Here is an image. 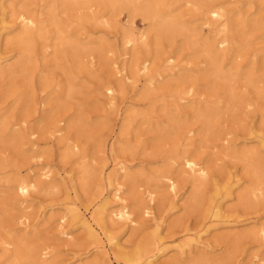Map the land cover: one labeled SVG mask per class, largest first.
<instances>
[{
	"label": "rangeland",
	"instance_id": "374dc122",
	"mask_svg": "<svg viewBox=\"0 0 264 264\" xmlns=\"http://www.w3.org/2000/svg\"><path fill=\"white\" fill-rule=\"evenodd\" d=\"M93 1L0 0V264H28L26 255L107 264L70 213L66 227L57 218L73 203L94 214L110 177L137 220L135 229L106 220L125 251L155 250L149 208L165 249L154 264H264V0H211L225 13L217 22L204 12L210 0L135 1L161 6L160 18ZM21 11L36 23L32 52L16 45ZM162 18L178 25L165 30ZM127 35L135 42L126 47ZM143 57L145 72L137 68ZM185 156L207 168L201 182ZM163 174L175 179L177 198ZM18 177L39 187L31 198L18 194ZM212 205L223 217L212 216ZM197 237L207 247L181 254Z\"/></svg>",
	"mask_w": 264,
	"mask_h": 264
},
{
	"label": "bare ground",
	"instance_id": "6f19581e",
	"mask_svg": "<svg viewBox=\"0 0 264 264\" xmlns=\"http://www.w3.org/2000/svg\"><path fill=\"white\" fill-rule=\"evenodd\" d=\"M88 1V0H87ZM90 1V0H89ZM93 1V0H92ZM100 1H104V0H100ZM107 1L106 3H108L109 5H111L113 2V5H115L117 2H120L123 6V8H129L131 7L134 8L135 11L139 12V13H144V14H155L157 15L159 18L161 16L162 13H160V10L162 8H156L153 7L152 4H147L145 6H139L136 5V0H105ZM161 1V0H160ZM206 1V0H205ZM216 1V0H215ZM57 2V1H56ZM116 2V3H115ZM159 2V1H158ZM157 2V3H158ZM94 3V1L92 2V4ZM101 3V2H100ZM156 3V4H157ZM160 3V2H159ZM218 3V2H217ZM105 4V2H104ZM219 4V3H218ZM160 5V4H158ZM50 6V5H49ZM59 6V5H58ZM155 6V5H154ZM170 6V5H169ZM86 8V7H85ZM50 9V7H49ZM57 9V8H56ZM55 9V10H56ZM122 9V7H121ZM128 9V10H129ZM130 9V10H131ZM160 9V10H159ZM129 10V11H130ZM128 11V12H129ZM28 12V11H27ZM27 12L23 13L21 11L18 12L19 14L17 15V18L20 19V22H22V24H24L25 27H23V31L20 35H18L16 41V45L19 47L20 50H22L24 53L28 52L32 45L33 42L36 40L35 38L37 36H34L32 30H34L32 27L35 26V21L27 16ZM51 12V11H50ZM205 14L209 15L210 19L212 21H221L224 18V12L218 7V5H216V2L214 4V2H212L211 0L207 3L206 2V8H205ZM16 15V14H15ZM171 17V16H170ZM165 18V17H164ZM172 18V17H171ZM247 19V18H246ZM57 20V19H56ZM214 21V22H215ZM11 22V21H10ZM9 22V23H10ZM19 22V21H18ZM5 20L2 19L1 20V26H4ZM13 23V22H12ZM160 26L165 29V30H171L173 27H176L177 22L176 20L173 19H161L159 21ZM206 23V22H205ZM21 24V25H22ZM229 25V24H228ZM32 26V27H31ZM43 26V24H42ZM5 27V26H4ZM44 27V26H43ZM221 27V26H220ZM225 27V26H224ZM3 28V27H1ZM25 28V29H24ZM32 28V29H31ZM39 28V27H38ZM42 29V28H41ZM160 29V28H158ZM188 29V28H186ZM185 29V30H186ZM226 27L224 28V31ZM44 30V29H43ZM57 30V29H56ZM164 30V31H165ZM183 30V31H185ZM45 31V30H44ZM54 31V30H53ZM11 32V31H10ZM172 32V31H171ZM186 32V31H185ZM221 32V31H220ZM47 33V32H46ZM188 33V32H187ZM186 33V34H187ZM41 34V33H40ZM58 34V33H57ZM128 34V32H127ZM141 34V33H140ZM1 35V34H0ZM36 35H38L36 33ZM44 35V34H43ZM228 35V34H227ZM4 36V35H3ZM42 36V35H40ZM59 37V35H57ZM64 36V35H63ZM62 36V38H63ZM143 36V35H142ZM165 36V35H164ZM47 37V36H46ZM57 37V38H58ZM137 37V36H136ZM215 37V36H214ZM223 37V36H222ZM38 38V37H37ZM61 38V37H60ZM34 39V40H33ZM64 39V38H63ZM125 40H123V44L124 46H131V44H133L135 41L134 39L127 35L126 38H124ZM14 40V38H13ZM38 40V39H37ZM66 40V39H65ZM8 41V40H7ZM43 41V40H41ZM61 41V40H60ZM14 42V41H13ZM45 42V41H44ZM69 42V41H67ZM66 42V43H67ZM170 42V41H169ZM227 42L226 38L221 39L218 42V46H224L225 43ZM12 43V42H11ZM10 43V44H11ZM15 43V42H14ZM13 43V44H14ZM37 43V42H36ZM62 43V42H61ZM65 43V42H64ZM8 44V43H7ZM208 44V43H207ZM212 44V43H211ZM214 44V43H213ZM58 45V44H57ZM56 45V46H57ZM63 45V44H62ZM14 46V45H13ZM86 46V45H85ZM208 46L210 47V45L208 44ZM73 47V46H72ZM83 47V46H82ZM78 48V47H76ZM75 48V49H76ZM211 48V47H210ZM209 48V49H210ZM16 49V48H15ZM14 49V50H15ZM77 50V49H76ZM83 50V49H81ZM88 50V49H87ZM217 50V49H216ZM18 51V49H17ZM34 51V50H33ZM210 50H208L209 52ZM32 52V51H29ZM211 52V51H210ZM22 53V52H20ZM87 54V53H85ZM208 54V53H207ZM206 54V55H207ZM23 55V54H22ZM33 55V54H32ZM89 55V54H88ZM209 55H211V53H209ZM226 55V54H225ZM27 56V55H26ZM76 56V55H75ZM210 57V56H209ZM80 60V58H79ZM165 62H173L174 59L173 57H167L165 59ZM149 64L150 61L149 59H146L145 57H143L142 59L140 58V60L138 59V63H137V68L138 71L141 72H145L149 69ZM220 69V68H219ZM129 75V74H128ZM146 76H149L148 74ZM75 77V76H74ZM154 77V76H153ZM226 77V75H225ZM124 78L129 80V76H125ZM155 79V78H154ZM124 80V79H123ZM149 80V79H148ZM152 79L150 78V83H152L151 81ZM74 84V83H72ZM149 87V86H148ZM103 89V88H102ZM106 91L109 94H113V88L107 87ZM186 92V90L184 91ZM189 92V90L187 91ZM185 94V93H184ZM180 97V96H179ZM184 98V97H182ZM207 112V111H206ZM60 122V121H59ZM69 150L71 152H76L79 148L78 146L73 143V145L69 146ZM248 155L247 156H251L252 152L247 151ZM246 154V153H245ZM251 154V155H250ZM182 156V155H181ZM180 156V157H181ZM246 156V155H245ZM246 156V157H247ZM183 165L185 166V168L187 169V171H189V173L193 176V178L197 179L198 182H201V180L205 179L207 176V171L206 169L201 166V164L199 162H197L196 160H194V158H190V156H185L183 158ZM86 166V165H85ZM120 172H124L125 168L121 167L119 168ZM20 172V171H18ZM44 180L46 181H50L53 179L51 177V175L49 174V172H43L40 173ZM124 174V173H123ZM84 175L88 176V169H84ZM163 179L165 180V184L166 187L168 188L169 192L172 195V198H177L179 195V188L177 186V183L175 181V179L173 177H171L170 175L167 174H163L162 175ZM19 178V177H18ZM260 179V178H259ZM54 181V180H53ZM43 182V181H42ZM52 182V181H51ZM109 186H112L111 190L108 192V194L104 197V199L100 202V204L97 207V210L95 211L94 214H91L87 217L86 212L87 209H83L81 208L79 205H76L75 203L71 204L70 208L65 209L66 213H61L59 215V217L57 218V221L61 224L62 227H66L67 225H69V222L67 219V213L71 214V220H70V224H72L73 226L76 224H79L82 229L86 232V234L96 240L99 243V248L101 249V254L103 255V258L105 260V262L107 264H154L155 261L159 258H161L164 254H165V249L162 246H159V244L162 242V238L160 237L159 233H158V229L160 227V223H159V219H157V216L155 215V213L147 208L143 211V214L145 217H150L154 223H155V230L153 233V240H152V246H156L155 250L151 253L149 250V247H144V248H138L136 251L129 253L127 251H125L124 249H122L123 246V241L120 243V239L117 238V236L112 235L111 233H109L108 231H106L105 228V223H107L108 221H106L107 219H109L112 223H114L115 225H119V227H125V228H131V229H135L137 226V220L134 218V214L132 212L131 207L129 206L128 202H127V198L126 196L122 195V186L116 183L115 178L110 177L109 181H108ZM47 185V184H46ZM53 185V184H52ZM258 185H261V183H259ZM258 185L255 188L256 190H258ZM54 186V185H53ZM52 186V188H53ZM51 187V186H50ZM37 188H39L37 186V184L30 180V179H20L16 181V186L15 189L17 190L18 194L21 195L23 197V199H28L31 198L32 192L34 190H36ZM57 188V187H55ZM230 189V188H228ZM225 191V190H224ZM223 195V194H222ZM227 195V194H226ZM147 197L149 198V202L153 203L154 202V194L152 192H147ZM213 198V197H212ZM210 204V203H209ZM210 206L212 207L211 211H212V216L215 218H219L220 212H219V208L218 206ZM209 208V207H208ZM50 209V208H49ZM55 209V208H54ZM58 209V208H57ZM134 211V209H133ZM60 212V211H59ZM47 214V213H46ZM43 216V214L41 215ZM134 216V217H133ZM48 217V216H47ZM223 217V216H221ZM45 219V218H44ZM138 219V218H137ZM213 219V218H212ZM40 220V219H38ZM148 220V219H147ZM150 220V219H149ZM148 220V221H149ZM50 221V220H49ZM47 222V221H46ZM26 224V222H25ZM113 224V225H114ZM30 227V226H29ZM32 227V226H31ZM29 232V231H28ZM260 232V233H259ZM262 234L264 235V227L260 228L257 231V234ZM60 234L66 238H70L71 237V232L68 230H62L60 231ZM25 235V234H24ZM200 237V236H199ZM199 237L195 238V239H191L188 242L183 243L181 246H179L180 249V253H186L185 249L186 248H192V247H207V245L200 241ZM194 238V237H193ZM151 242V240H150ZM149 244H147L146 246H148ZM113 247V248H112ZM115 248V249H114ZM103 250V251H102ZM191 250V249H190ZM32 251V250H31ZM130 251V250H129ZM189 252V250H188ZM151 253V254H149ZM35 254V253H34ZM45 255V252L43 253V256ZM40 256V254H39ZM42 256V255H41ZM254 259H257L256 256L254 257ZM23 259L28 263V264H49L47 261H36L34 260L32 255H26L23 257ZM36 259V258H35ZM102 259V258H101ZM142 259H145L142 262ZM15 260V259H14ZM259 261V260H258ZM14 262V261H13ZM21 262V261H20ZM260 262V261H259ZM22 263V262H21ZM75 263V262H74ZM51 264V263H50Z\"/></svg>",
	"mask_w": 264,
	"mask_h": 264
}]
</instances>
